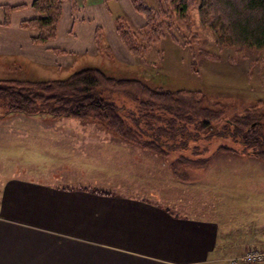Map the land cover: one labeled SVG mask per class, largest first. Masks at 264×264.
Here are the masks:
<instances>
[{"label": "rangeland", "instance_id": "1", "mask_svg": "<svg viewBox=\"0 0 264 264\" xmlns=\"http://www.w3.org/2000/svg\"><path fill=\"white\" fill-rule=\"evenodd\" d=\"M144 1L157 7L159 0ZM118 16L125 17L134 31L145 25L134 24L125 14ZM165 31L169 32L154 43L143 41L146 45L143 63L121 39L125 47L118 53L119 57L109 47L104 55L80 56L77 66H96L112 76L138 77L158 88L198 92L204 106H212L216 114H221L204 130L187 125L193 136L200 134L199 140L186 144L184 138L176 135L174 143L168 142L176 152L164 151L163 155L147 147L153 138L141 135L143 145L133 143L101 122L11 113L0 117V190L5 179L24 176L57 186L92 185L158 201L180 215L218 219L222 232L230 233L226 238L232 237L234 222L236 235L241 237V247L245 246V250L227 251L225 257L231 264L255 246L249 241L251 225H264V163L255 158L221 154L222 144L242 149L234 137H221V132L234 131L228 119L264 103V48L251 47L237 52L221 46L215 32L201 23L199 4L188 15L174 21L172 30L165 28ZM172 33L179 37L181 44L172 39ZM51 71L49 77L46 73L41 79L65 78L73 72L66 67ZM35 75L26 71L23 63L0 56V78L40 79ZM130 107L127 103L122 116L134 131L145 129V120L141 127L132 121ZM155 114L169 118L162 111ZM153 122L155 126L164 124L155 119ZM165 140L161 146H167ZM195 146L198 147L196 154L193 153ZM179 156L196 161L192 165H180L184 169L174 172L172 164ZM229 240L223 242L226 244ZM260 240L256 241L257 246L262 247L264 240Z\"/></svg>", "mask_w": 264, "mask_h": 264}, {"label": "crops", "instance_id": "2", "mask_svg": "<svg viewBox=\"0 0 264 264\" xmlns=\"http://www.w3.org/2000/svg\"><path fill=\"white\" fill-rule=\"evenodd\" d=\"M33 2L0 0V56L23 63L40 79L51 70L74 71L84 54H100L98 29L119 57L125 46L116 29L118 15L145 24L130 0H66L56 37L36 44L32 38L37 30L21 25L35 16ZM6 6H24L11 11L8 25ZM5 180L0 190V264H229L227 251L245 250L234 222V233L226 238L230 233L222 232L220 220L180 215L142 196L92 185L57 186L26 176ZM249 229L252 245L264 240V225ZM225 239L230 240L225 244Z\"/></svg>", "mask_w": 264, "mask_h": 264}, {"label": "trees", "instance_id": "3", "mask_svg": "<svg viewBox=\"0 0 264 264\" xmlns=\"http://www.w3.org/2000/svg\"><path fill=\"white\" fill-rule=\"evenodd\" d=\"M65 1L34 0L31 6L35 16L21 23L22 27L37 30L38 34L32 38L33 43L46 44L56 37ZM68 1L75 4V0ZM131 2L135 10L144 16L145 25L134 31L123 16H117L115 24L125 46L140 63L144 62L143 51L146 48L143 41L150 44L163 38L169 32L165 28L172 30L174 21L188 15L196 4H199L201 23L215 32L221 46H229L237 52L251 47L264 48V0H159L157 7L148 5L144 0ZM22 7L24 6H6L4 23H10L12 10ZM187 29L190 30L189 24ZM171 37L181 44L177 35L172 33ZM96 42L100 54L108 52L109 47L100 29L96 33ZM127 103L131 105L129 115L132 121L141 127L145 120V129L134 131L122 116V109ZM158 111L166 113L169 118L157 117L155 113ZM11 113L101 122L109 130L133 143L143 145L141 135L153 138V142H147V147L163 155L166 154L164 151L176 152L168 143H174L176 135L184 138L186 144L200 139V134L193 136L189 133L187 125L192 124L204 130L221 115L216 114L212 106H204L198 92L161 86L158 88L138 77L108 75L96 66L77 67L65 78H0V117ZM147 119H155L164 124L155 126L153 121ZM227 122L234 131H223L221 137H234L235 143L242 149L237 146L232 149V146L222 144L219 152L255 158L264 163V103L236 114ZM174 131L175 134L166 135L167 132ZM164 139L169 148L160 145ZM197 149V146L193 147L194 154ZM195 161L187 156H179L172 164L175 166L174 172L184 169L180 165H192ZM93 191L110 194L99 189Z\"/></svg>", "mask_w": 264, "mask_h": 264}, {"label": "built area", "instance_id": "4", "mask_svg": "<svg viewBox=\"0 0 264 264\" xmlns=\"http://www.w3.org/2000/svg\"><path fill=\"white\" fill-rule=\"evenodd\" d=\"M234 264H264V246H253L242 256H237L233 259Z\"/></svg>", "mask_w": 264, "mask_h": 264}]
</instances>
